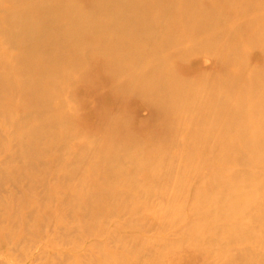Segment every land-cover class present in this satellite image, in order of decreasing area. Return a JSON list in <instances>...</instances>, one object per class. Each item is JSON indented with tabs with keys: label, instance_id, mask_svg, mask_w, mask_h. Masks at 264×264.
<instances>
[{
	"label": "rangeland",
	"instance_id": "374dc122",
	"mask_svg": "<svg viewBox=\"0 0 264 264\" xmlns=\"http://www.w3.org/2000/svg\"><path fill=\"white\" fill-rule=\"evenodd\" d=\"M84 1L90 4H86L89 7L100 3L99 0L98 3L95 0ZM184 1L186 4L189 0ZM184 1L168 0L162 6L160 3L154 4L151 7L152 14H159L158 19L161 20L157 19L151 29L146 26H140L139 29L137 26L135 28L139 30H132V40L127 43L130 48L125 49L128 54L120 51L112 58L116 60L113 63L119 64L127 73L125 79L116 77L113 65H108L105 58L95 57L76 74L74 71L65 72L64 77L68 78H64L55 98L44 97L42 89L34 86L23 92L12 89L11 95H20L14 100L17 102H5L6 86L0 82V264H264V198L258 207L255 205L254 192L250 191V194L246 189L243 192L248 194H243L241 187L239 192L235 191L241 186L239 183L242 186L257 181L264 184V164L251 162L250 155L245 151L252 145L250 135L242 141V151L237 154L226 155L227 150H218L229 115L224 113L214 123L209 115L218 102L217 94H213L212 90L223 86L220 78L230 76V79H234L238 74V66H243L248 74H258L259 79L264 78L260 76L264 75V26L256 22L258 16L264 15V6L254 8L255 0H235L238 3L228 0L233 6L227 0H206V3L205 0H199L197 8L199 4L207 5L206 9L203 7L204 11L201 10L202 14H195L198 25L195 23L196 27L191 29V42L183 45L182 35L174 31L171 34L168 30V36L180 39V42L171 46L172 49L169 47L161 51L165 60L158 62L154 53L162 47L161 42L168 33L166 30L170 20L176 13L183 11ZM121 3L125 8V22L128 20L126 23L131 22L129 20L132 23L137 20L143 22L137 10H141L142 5L144 7L145 0H136V3L135 0H121ZM103 4L106 9L112 7V13L117 11L112 0H104ZM86 5L83 4L80 8L83 11L71 19H75L71 25L70 22L64 26H79ZM129 6L132 7L130 10ZM7 7H0V22L5 21L0 24V35L5 32V37L0 38L3 41L0 49L4 48L0 60L10 63L17 58L20 61L19 57L24 51L21 52L22 46L10 41L11 37L7 36L16 16L10 22L11 27L7 21L12 19L11 11L17 12L18 6L12 4ZM9 8L10 14L7 13ZM252 8L256 11H251ZM241 9L246 13L243 11L245 14H242ZM250 12L258 17L252 22L246 21ZM5 13L11 15V19L5 17ZM212 13L217 14L216 17ZM92 14L95 16L91 20L95 18L94 21L99 24L103 22L102 16ZM207 15H210L209 23L214 19L219 20L216 27H211L214 29L208 28ZM18 17L16 20L27 21L25 15ZM42 23L35 22L39 26ZM45 25L44 37L39 42V37L32 33L27 37L29 39L32 36L30 42L35 37V41L29 45L36 50L38 43L37 52L44 48L37 57L36 51L32 54V47L26 46L30 47L27 48V55L35 61L40 60V56L50 57L52 49L56 46L61 49L63 43V34L49 28L47 23ZM115 29H111L112 33ZM209 30H213L212 36L207 33ZM111 31L102 32L101 36H110ZM56 36L61 40H57ZM236 36H239L241 43L238 42V46L233 48L231 46L235 42L232 41L237 39ZM52 38L58 45L52 46ZM43 41H49V45ZM39 45H42L40 49ZM27 49L22 50L28 52ZM19 50L21 55L18 57ZM131 52L136 54L132 53V56ZM65 53L60 55L65 61L62 67L71 69V52ZM14 60L12 64L17 62ZM153 61L160 64H156L159 68ZM17 72L20 78H14H18L16 83L21 84L29 79L24 76V73L28 75L27 70L25 72L23 68H18ZM142 73L149 77L144 78L143 85H154L155 82L162 85L164 91L168 87L182 86L183 81V85L186 83V86L181 87V92L186 94H177L175 102L173 99L170 102L168 94L163 93L171 106L176 105L171 109L172 112L170 110L165 115L159 113L161 107L158 103L149 99L144 88L138 87L143 80ZM161 81L165 82L164 86ZM23 83L21 86L26 81ZM232 97H229L232 102L237 100L235 96ZM177 98L180 101L184 99L182 103L178 100L181 106ZM182 106L186 108L183 107V110ZM258 120L260 122L261 118ZM256 140L260 143L263 141L260 138ZM218 178L221 182L217 181L219 191L216 189L218 192L215 193L219 197L221 194V198H216L213 188H210ZM229 183L234 184V187L239 186L229 188ZM233 188L234 193L229 192ZM236 192L237 195L240 193L238 198ZM230 193L233 196L230 197ZM244 195H249L248 199L247 196L245 198L254 205L243 213V223L236 213H219L220 209L224 212L228 207L231 209V206L241 204ZM227 196L229 199H225ZM214 200L221 208L212 204ZM209 202L211 205L208 206ZM213 213L215 216L211 218L209 214ZM217 213L223 218L221 216L219 219Z\"/></svg>",
	"mask_w": 264,
	"mask_h": 264
},
{
	"label": "bare ground",
	"instance_id": "6f19581e",
	"mask_svg": "<svg viewBox=\"0 0 264 264\" xmlns=\"http://www.w3.org/2000/svg\"><path fill=\"white\" fill-rule=\"evenodd\" d=\"M94 1V0H93ZM97 1V3H98V0H95L94 2H96ZM100 1V3H98V5H96V6H87V5H90L88 2H85L84 0H0V7L1 6H4V7H9V5H12V4H14V6H18L16 9H18L17 10V12L16 11H11L12 12V19H11V15H9L8 16V14H10L9 13V11H10V8L8 9V14L7 13H5V14H7V15H5L4 14V16L5 17H7L8 19H11V20H9V21H7V22H9V24H10V27L12 26L11 25V21L13 20V16H16V18L18 17V15H22V17H24V15H25V17L27 18V21L26 20H23V22H21L19 19H17L16 20V18H15V21L13 22V24H14V26L12 27V28H9V33H8V35L7 36H9V37H11V39H9L10 41L11 40H13V42H15V43H18V46H22L21 48L22 49H27V48H29L30 49V47H32V46H30L29 45V43L31 44L33 41H35L34 40V38H33V41L31 40V42L29 41V39H32L31 37H29V39L27 38L28 37V34H30V33H32L34 36H38L39 37V40H38V38H36L38 41L37 42H39L40 41V39H41V37H44V35H43V32H45L46 30V28H44V26H46L45 24L47 23L48 24V26H49V28H51L52 27V29H57L56 31L58 32L59 31V34H63V36H62V39L63 40H61L60 38H57V37H59V36H56V39L58 40H61V42H63L62 43V45H61V49H57V46L55 45V44H57V42L56 43H54L53 41L55 40V39H53L52 38V43H54L53 45L52 44H50V45H52V46H56V48L55 49H52L53 50V52H51L50 50H51V48H50V50H49V52H51V56L50 57H48V56H46V58H42L41 56H40V60L38 59L37 61H35V60H33V58L31 57V56H29V55H27V53H29V50H28V52H25V50H22L21 48H20V50H21V52L22 51H24L23 53H24V55H23V53H22V55H21V53H20V50H19V55L17 54V56L19 57L20 55V57L19 58H21L20 59V61H19V59H18V61H17V59H13L14 60V62L15 61H17L16 63H13L12 64V61H10V63H8L9 61V58H7V57H5V58H7L8 60V62H6L5 63V61L4 60H0V82L2 83V84H4L5 86H6V90H5V102L7 101H14V100H16V98L18 97V96H20V95H18L17 96V94L18 93H14L15 95H11L13 92V90L12 89H18L17 91H21V92H23V90H28L29 88H33L34 86H39V88L40 89H42V94H43V96L44 97H46V98H48V99H50V98H55L56 96H58V93H57V90L60 88V86L64 83V78H68V76H66V77H64L65 75H66V73L65 72H71V71H74V73L76 72H79L80 70H82V69H84V67L86 68L87 66H86V64L90 61V60H92V59H94L95 57H102L103 59L105 58L106 59V63H108V65H113L112 66V68H113V72L115 73V75H116V77L118 78V79H125L126 78V76H127V73L125 72V70L124 69H122L121 67H119V64L117 65V64H115V63H113V61L115 60H113L112 58L113 57H115L114 55L115 54H119L120 53V51H128V50H125V49H127V48H130V47H128L127 46V43H128V41H130L131 42V40H132V36H133V34H132V30L135 28V27H137V26H139V29H140V26H146L147 28L149 27L150 29H151V27H153V25L155 24V21L158 19V15L159 14H152V9H151V7L154 5V4H159V5H163V4H165V2H167L168 0H145V5H144V7H143V5H142V9L141 10H137L138 12H139V14L142 16V18H141V16L139 17V19L141 18V20H143V22H138V20L136 21V23L134 22V23H132V20H129V21H131V22H129V23H126L125 22V15L123 14V12H124V10H125V8L123 7V5H122V3H121V0H112V4H113V6H114V8H117V11L116 12H114V13H112L113 11H114V9H111L112 7H109L108 9H106V7H105V5L103 4V1L104 0H99ZM126 1V0H125ZM132 2H133V0H131ZM138 1V0H137ZM140 1V0H139ZM172 1V0H171ZM184 1V0H183ZM212 1V0H211ZM230 1V0H229ZM228 0H227V2H229ZM235 1V0H234ZM233 1V2H234ZM93 2V3H94ZM128 2V1H127ZM143 2H144V0H143ZM179 2V1H178ZM197 2H199V0H189L188 2H186V4H185V1L184 2H182L183 4H182V6H185L184 7V9H183V11L182 12H180V13H176L175 14V16L170 20V22L168 23V28H167V32L168 33H166V36H165V38H163V40H162V42H161V49H159L158 51H156L155 53L153 52V51H151L152 53H154V56L157 58V59H155V60H159L160 62H162L161 60H163V58H162V52L161 51H163V50H166V49H168L169 47L172 49V47L171 46H173V45H175V44H178L180 41V39H173V37H169L168 36V34L170 35V32L168 31V30H170L171 31V34H172V31H174V32H178L179 34H180V36L183 38L182 39V44H183V42H184V44L183 45H186V44H188L189 42H191V40H192V38H193V36L191 35L192 33L191 32H193V31H191V29H192V27H194L195 26V23L198 25V17H196L195 16V14L197 15V14H202V12H201V10L202 11H204L203 10V7L205 8V5H207V4H204V5H201V4H199L198 5V8H197ZM206 2H208V1H206L205 0V3ZM213 2V1H212ZM212 2L210 3V4H212ZM226 2V3H227ZM235 2H237L238 3V1H235ZM234 2V3H235ZM250 2V1H249ZM92 3V4H93ZM131 3V2H130ZM135 3H136V0H135ZM140 4H141V2H139ZM175 3H177V2H175ZM188 3H190V4H188ZM203 3H204V1H203ZM229 3H231V5L230 6H233L232 4V2H229ZM241 3H243V1H241ZM29 4H31V5H29ZM83 4H87L85 7H86V11H84V13H82V15H81V21H80V25L79 26H76V24H75V27H74V25L72 26V27H66V26H64V24L66 25V24H69L70 22V25L72 24V21L74 22V20H72L71 21V19L72 18H74V16L76 17V14L79 12V14H80V12H82L83 10H80V8H81V6L83 5ZM94 4H96V3H94ZM134 4V3H133ZM139 4V5H140ZM143 4V3H142ZM179 4H180V2H179ZM240 4V3H239ZM107 5V4H106ZM110 5H111V2H110ZM176 5V4H175ZM181 5V4H180ZM214 5V4H213ZM217 5V4H216ZM237 5V4H236ZM248 5V4H247ZM250 5V4H249ZM254 5H256V6H254ZM264 6V0H255V2H254V4H253V6H254V8H256V7H258V6ZM107 6H109V5H107ZM157 6V5H156ZM155 6V7H156ZM212 6V5H211ZM220 6V5H219ZM7 7V8H8ZM126 7H128V3H127V6ZM141 7V6H140ZM154 7V6H153ZM165 7V6H164ZM178 7H179V5H178ZM12 8V7H11ZM130 8H132V7H130L129 6V10H130ZM177 8V7H176ZM181 8V7H180ZM209 8V7H208ZM220 8V7H219ZM236 8V7H235ZM234 8V9H235ZM240 8H242V7H240ZM246 8H247V6H246ZM261 8H263V7H261ZM5 9V8H4ZM82 9H83V7H82ZM109 9L110 10H112L111 12L109 11ZM133 9H134V7H133ZM163 9V8H162ZM206 9V8H205ZM222 9V8H221ZM238 9V8H237ZM258 9V8H257ZM7 10V9H6ZM5 10V11H6ZM13 10H15V9H13ZM116 10V9H115ZM154 10H155V8H154ZM178 10H180V9H178ZM177 10V11H178ZM248 10V9H247ZM255 10V9H254ZM253 10V8H252V10L251 11H253V12H255ZM258 10H260V7H259V9ZM257 10V11H258ZM263 10H264V8H263ZM263 10L261 11V12H263ZM3 11V10H2ZM4 11V12H5ZM133 11V10H132ZM159 11V10H158ZM162 11V10H161ZM176 11V10H175ZM176 11V12H177ZM212 11V10H211ZM214 11V10H213ZM216 11H218V10H216ZM241 11H242V14L245 12L244 10H242L241 9ZM244 11V12H243ZM4 12H2V13H4ZM131 12V11H130ZM134 12V11H133ZM210 12V11H209ZM209 12H208V14H209ZM220 12H222V11H220ZM237 12V11H236ZM260 12V11H259ZM20 13V14H19ZM92 13H97V15H100V16H102V19H104V20H101V21H103L101 24H99V22H96V21H94V20H96L95 18L94 19H92L91 20V18L92 17H94V16H92L93 14ZM214 13V12H213ZM212 13V14H213ZM240 13V12H239ZM238 13V14H239ZM246 13V12H245ZM244 13V14H245ZM258 13V12H257ZM126 14V13H125ZM210 14H211V12H210ZM260 14V13H259ZM128 15V14H127ZM205 15V14H204ZM214 15V14H213ZM216 15L217 14H215L214 16L216 17ZM247 15V14H246ZM246 15H244V16H246ZM1 16H3L2 14H1ZM130 16V15H129ZM163 16V15H162ZM212 16V15H211ZM256 16V15H255ZM5 17L3 18L2 17V19H5ZM10 17V18H9ZM20 17V16H19ZM18 17V18H19ZM138 17V16H137ZM136 17V18H137ZM160 17V16H159ZM171 17H172V15H171ZM204 17V16H203ZM207 17H208V28L209 29H214V28H211L212 26L214 27H216L217 25H218V23H219V20H216V19H214L215 21H212L211 23H209V19H210V15H207ZM206 17V18H207ZM218 17V16H217ZM222 17H223V15H222ZM243 17V16H242ZM259 17V19L256 21L259 25H262V26H264V15L262 14V15H260V16H258ZM257 16L256 17H254V15L252 14L251 15V12H250V14H249V16H247V20L246 21H249V22H252L255 18L257 19L258 18ZM133 18V17H132ZM135 18V17H134ZM151 18V19H150ZM197 18V19H196ZM205 18V17H204ZM212 18V17H211ZM214 18V17H213ZM212 18V19H213ZM221 18V17H220ZM245 18V17H244ZM1 19V18H0ZM23 18H21V20H22ZM147 19H149V20H147ZM169 19V18H168ZM225 19V18H224ZM255 19V20H256ZM36 20V21H35ZM136 19H133V21H135ZM158 20H161V18L160 19H158ZM204 20V19H203ZM222 20V19H221ZM226 20V19H225ZM244 20V19H243ZM1 21V20H0ZM4 21V20H3ZM3 21L2 22H0V24H4L3 23ZM26 21V22H25ZM93 21V22H92ZM98 21V20H97ZM207 21V20H206ZM223 21V20H222ZM5 22V21H4ZM33 22V23H32ZM35 22H43L42 23V25H40L39 26V24L38 25H36L35 24ZM65 22V23H64ZM97 24H99V25H96V23ZM138 22V23H137ZM205 22V21H204ZM203 22V23H204ZM76 23H77V20H76ZM200 24H202V22H199ZM207 23H205L206 24V26H207ZM78 24V23H77ZM256 24V23H255ZM167 25V24H166ZM203 25V24H202ZM2 26V25H1ZM243 26H245V25H243ZM242 26V27H243ZM249 26V25H248ZM251 26H253V25H251ZM3 27H5L4 25H3ZM7 27H9V25L8 26H6V28ZM113 27H115L116 29H115V31L112 33V31H111V29H113ZM196 27V26H195ZM202 27H205V26H202ZM247 27V26H246ZM246 27H245V29H246ZM258 27V26H257ZM261 27V26H260ZM0 28H2V27H0ZM208 28H206V29H208ZM249 28H250V26H249ZM3 29H5V28H3ZM2 29V30H3ZM136 29V28H135ZM134 29V30H135ZM138 29V28H137ZM136 29V30H137ZM138 29V30H139ZM153 29V28H152ZM195 29V28H194ZM198 29V28H197ZM200 29V28H199ZM253 29V28H252ZM256 29V28H255ZM261 29V28H260ZM50 30V29H49ZM134 30H133V32H134ZM149 30V29H148ZM175 30H177V31H175ZM201 30V29H200ZM263 30V29H262ZM108 31H111L110 33H109V35L110 36H106L105 38L104 37H102L101 35V33L103 32H108ZM145 31V30H144ZM150 31V30H149ZM153 31V30H152ZM165 31V32H166ZM204 31V30H203ZM206 31V30H205ZM204 31V32H205ZM211 30H209V32H207V33H211V36L213 35L212 34V32H213V30H212V32H210ZM238 31H240V30H237V32ZM250 31H251V29H250ZM253 31V30H252ZM8 32V31H7ZM197 32H198V30H197ZM197 32H196V34H197ZM240 32H242V31H240ZM244 32V31H243ZM262 32V31H261ZM261 32H258V33H261ZM263 32H264V30H263ZM2 34H4L5 32H1ZM206 33V35H208ZM236 33V32H235ZM252 33V32H251ZM2 34L0 35V38H4L5 37V34H4V36H2ZM58 33H57V35H59ZM61 34V35H62ZM136 34V33H135ZM144 34H147L146 32L144 33ZM164 35H165V33H163ZM233 34V33H232ZM237 34H239V33H237ZM237 34H235V35H237ZM242 34V33H241ZM255 34V33H254ZM263 34V33H262ZM56 35V34H55ZM175 35V34H174ZM193 35H195V34H193ZM264 35V34H263ZM177 36V35H176ZM175 36V37H176ZM192 36V37H191ZM210 36V35H209ZM255 36H257L258 37V35H255ZM262 36V35H261ZM48 37V36H47ZM55 37V36H54ZM135 37H136V35H135ZM142 37H144V36H142ZM200 37H202V36H200ZM208 37V36H207ZM206 37V38H207ZM237 37V36H236ZM239 37V36H238ZM238 37H237V39L235 40V41H232V42H235V44H233L231 47H233V48H235V47H237L238 46V42L240 41L239 39H238ZM46 38V37H45ZM259 38V37H258ZM47 39V38H46ZM143 39V38H142ZM148 39V38H147ZM157 39V38H156ZM159 39V38H158ZM235 39V38H234ZM6 40V39H5ZM8 40V39H7ZM6 40V41H7ZM49 40V39H48ZM136 40H138V38L136 39ZM144 40V39H143ZM264 40V39H263ZM50 41V40H49ZM49 41L48 42H46V43H44V41H43V43L44 44H46V45H49L48 43H49ZM51 41H50V43H51ZM107 41L109 42V43H107ZM140 41V40H139ZM260 41H261V39H260ZM3 41H1L0 40V47H2V45H3V43H2ZM141 42V41H140ZM36 43V42H35ZM133 44H134V46H136L135 45V43L134 42H132ZM239 43H241V42H239ZM262 43V42H261ZM260 43V44H261ZM7 44V43H6ZM9 44V43H8ZM7 44V45H8ZM38 44V43H37ZM37 44H36V50L38 49L37 48ZM129 44V43H128ZM137 44V43H136ZM145 44V43H144ZM255 45H256V43H254ZM6 45V46H7ZM58 45V44H57ZM60 45V44H59ZM132 44H130V46H131ZM157 45V44H156ZM231 45V44H230ZM229 45V46H230ZM263 45V44H262ZM5 46V45H4ZM9 46V45H8ZM24 46V47H23ZM26 46H30V47H27L26 48ZM41 46L42 45H39V49L41 48ZM127 46V47H126ZM158 46V45H157ZM251 46V45H250ZM34 47H35V44H34ZM50 47V46H49ZM49 47H47V48H49ZM133 47V46H132ZM141 47H142V45H141ZM159 47V46H158ZM177 47H179V45L177 46ZM176 47V48H177ZM246 47V46H245ZM244 47V48H245ZM264 47V46H263ZM53 48V47H52ZM184 48V47H183ZM4 48H1L0 49V53H2L1 52V50H3ZM6 49V48H5ZM33 49V51H32V54H33V52L34 51H36V50H34L35 48H31V50ZM44 48H42V49H40L41 51L43 50ZM63 49V50H62ZM137 49V48H136ZM157 49V48H156ZM170 49V50H171ZM179 49V48H178ZM246 49V48H245ZM30 50V51H31ZM40 50H38V52L36 51V56L37 55H39V51ZM59 50H61V51H63V53H61L62 55H64V53H65V51H70L71 52V55H69V56H71L70 58H69V60H71L72 61V66H71V69H67V68H64V67H62L63 66V64L62 63H65V61H64V59H63V56H62V58H61V54H60V51ZM65 50V51H64ZM130 51H131V49H129ZM133 50V49H132ZM248 50V49H247ZM155 51V50H154ZM181 51V50H180ZM4 52V51H3ZM123 52V53H124ZM125 52V53H126ZM183 52V51H182ZM247 52V51H246ZM26 53V54H25ZM38 53V54H37ZM73 53V54H72ZM133 52H131V54L130 55H132L133 56V54L135 55L136 54V52L135 53H133ZM151 53V54H152ZM31 54V55H32ZM45 54V53H44ZM46 54H48V52H46ZM67 54H70V53H67ZM127 54H128V52H127ZM164 54V53H163ZM10 55V54H9ZM16 55V54H15ZM65 55H66V53H65ZM34 56H35V53H34ZM68 56V55H67ZM67 56H65V58L67 57ZM138 56V55H137ZM137 56H134V58L136 57V58H138ZM37 57H39V56H37ZM125 57H126V55H125ZM124 57V58H125ZM42 58V59H41ZM128 58V57H127ZM135 58V59H136ZM134 59V60H135ZM62 60L64 61V62H62ZM126 60V59H125ZM132 60V59H131ZM152 60V59H151ZM154 60V59H153ZM165 60V59H164ZM163 60V61H164ZM66 61H68V60H66ZM70 61V62H71ZM116 61V60H115ZM136 61V60H135ZM139 61H141V58H140V60ZM156 61V62H157ZM158 61V62H159ZM127 63H128V61H126ZM133 63H135L134 61H132ZM119 63V62H118ZM130 64H131V62H129ZM153 63L156 65H160V64H158V63H155L154 61H153ZM166 63H167V60H166ZM66 64H68V63H66ZM130 64H128V65H130ZM239 64V63H238ZM71 65V64H70ZM150 65H151V62H150ZM156 65V66H157ZM163 65V64H162ZM167 64H165V66H166ZM243 65V64H242ZM68 65H65V67H67ZM130 66H132V65H130ZM134 66V65H133ZM147 66H148V64H147ZM152 66H154V65H152ZM152 66H151V68H152ZM234 66H236V65H234ZM238 66V65H237ZM236 66V67H237ZM245 66V65H244ZM264 66V65H263ZM136 66H134V68H135ZM145 68L144 69H146V65L144 66ZM149 67V66H148ZM162 66H160V68H161ZM236 67L234 68V69H236ZM18 68H23L24 70H25V72H26V70H27V74L28 75H26L25 73H24V76H28L29 77V79H28V81H29V83L27 84V79H25L24 81H26V83H25V85H23V86H21V84L24 82H21V84H19V83H16V81L15 80H17L18 78H20L16 73H18L17 72V69ZM68 68H70V67H68ZM133 68V67H132ZM150 68V69H151ZM157 68H159L158 66H157ZM165 68V67H164ZM163 68V69H164ZM232 68V69H233ZM152 69H154V68H152ZM65 70V71H64ZM131 70V69H130ZM142 71V70H141ZM157 71V70H156ZM165 71V70H164ZM238 71V72H237ZM237 76L233 79H230L229 77V79L227 78V77H222V79L220 78L219 79V77H218V79L220 80V81H222L223 83V86L220 84L219 86H222L220 89H218V90H215V88L213 87V86H215V85H213L212 87L214 88V90H212L213 91V94H214V92H215V94H217L216 95V100L218 101L217 103H215L216 105L213 107V109L210 111L211 112V114H210V112H209V115L210 116H212V123H214L215 121H217L224 113H228V115H229V121L227 122V124H226V126H225V128H224V130H223V132H222V135H221V137H220V140H219V144H218V147H217V149L218 150H227V154L226 155H229L230 153L231 154H237V153H239L240 151H242V150H240V145L242 144V141L243 140H245V138H247L248 137V135H250L251 137H252V141L251 140H249V143H250V141L252 142V145L250 146V148L248 149H246L245 151H246V153L248 154V155H250V160H252L251 162H253V163H262V164H264V78L263 77H260V78H262V79H259V77H258V74L257 75H255V74H248V72H246L245 71V69H244V67L242 66H238V68H237ZM33 72H35V73H33ZM147 72V71H146ZM151 73H152V70L150 71ZM155 72V71H154ZM159 72V71H158ZM163 71H160V73H162ZM230 72V71H229ZM234 72V71H233ZM255 72H257V71H255ZM264 72V71H263ZM42 73H43V75H42ZM72 73V72H71ZM75 73V74H76ZM235 73V72H234ZM251 73H252V71H251ZM259 73V72H258ZM18 74H20V73H18ZM37 74V75H36ZM150 74V73H149ZM170 74V73H169ZM21 75H23V74H21ZM68 75H70V73L68 74ZM142 75H143V77H142ZM142 75H141V78H143V80H141L140 82H139V84H138V87L140 86V88L142 87V88H144V91L146 90V95L149 97V99L150 100H154V101H156L157 103H158V105L161 107V112H159V113H161V114H163V115H165L166 113H168L171 109H173V107L175 108V106L176 105H173V106H171L170 105V102L172 101V99H173V101L176 99V97H177V94H179L181 91H183L182 89H181V87L182 86H186V83H185V85H183L184 83V81L183 82H181L182 83V86H177V87H172V85H171V87L172 88H167V90H165L164 91V88L162 87V85L161 86H159V84L157 85V83L155 84V82H154V85H151V84H149V86L147 85H143L144 83V78L145 79H147V78H149L148 77V74H143L142 73ZM156 75H157V73H156ZM228 75V74H227ZM16 76H18V78H16L15 80H14V78L16 77ZM42 76V77H41ZM158 76H159V74H158ZM223 76V75H222ZM260 76H264V75H260ZM44 77H46L45 79H44ZM163 77V76H162ZM170 77V76H169ZM234 77V76H233ZM131 78V77H130ZM150 78H152V77H150ZM160 77H158V79H159ZM44 79V80H43ZM155 79V78H154ZM157 79V80H158ZM217 79V80H218ZM153 80V79H152ZM172 82H174V78L172 77ZM22 81V80H21ZM146 81H149V79L148 80H146ZM145 81V82H146ZM165 82H166V80H164ZM163 81V83H165ZM158 82V81H157ZM172 82H170V84L172 83ZM216 82V81H215ZM147 83V82H146ZM161 83H162V81H161ZM162 83V84H163ZM167 83V82H166ZM175 83V82H174ZM219 83V82H218ZM24 84V83H23ZM151 85V86H150ZM177 85V84H176ZM175 85V86H176ZM180 85V84H179ZM188 85V84H187ZM163 86H164V84H163ZM166 86H168V84L166 85ZM174 86V85H173ZM161 88V89H160ZM166 88V87H165ZM185 88V87H184ZM186 89V88H185ZM186 91H188V90H186ZM185 91V92H186ZM12 92V93H11ZM166 92V93H165ZM210 92H211V90H210ZM163 93L164 94H168V97H170L171 99H169V101L170 102H168V99L166 100V96H164L163 95ZM181 93H183V92H181ZM184 94V93H183ZM186 94V93H185ZM184 94V95H185ZM211 94V93H210ZM213 94H212V98H213ZM189 95V94H188ZM192 95V94H191ZM146 96V98L148 99V97ZM165 98H164V97ZM232 97V96H235V98L237 99L236 101H234V102H232L231 100V98H229V97ZM180 97V96H179ZM190 98V97H189ZM232 98H234V97H232ZM186 99V98H185ZM188 99V98H187ZM194 99V98H193ZM230 99V101H228ZM20 100V99H19ZM32 100V99H31ZM149 100V101H150ZM179 100V98H177V100L176 101H178ZM182 100H184V99H181V103H182ZM215 100V101H216ZM178 101V103L180 104V102ZM187 101V100H186ZM213 101V100H212ZM211 101V102H212ZM14 102H17V101H14ZM151 102V101H150ZM175 102V101H174ZM210 102V103H211ZM173 103V102H172ZM193 103V102H192ZM209 103V102H208ZM207 103V104H208ZM214 103V102H213ZM187 104H189L188 102H187ZM206 104V105H207ZM210 105V104H209ZM211 105H213V104H211ZM179 106H181V104L179 105ZM178 105H177V107H179ZM3 107V106H2ZM169 107H170V109H169ZM183 107H185L186 108V106H182V108ZM189 107V106H188ZM208 107V106H207ZM5 108V107H4ZM209 108H212L211 106L209 107ZM178 110H180L181 111V108L179 107V108H177ZM202 109V108H201ZM175 110V109H174ZM174 110H173V112H174ZM183 110H184V108H183ZM182 110V111H183ZM207 111V110H206ZM171 112H172V110H171ZM35 113V112H34ZM200 114H201V112H199ZM207 113V112H206ZM160 114V115H161ZM199 114V115H200ZM203 114V113H202ZM168 115V114H167ZM161 117V116H160ZM261 118V121L259 122V120H258V118ZM163 118V117H162ZM196 122V121H195ZM198 122V121H197ZM196 122V123H197ZM223 125V124H222ZM225 125V124H224ZM223 125V126H224ZM219 126V125H218ZM245 131V133H244V131ZM198 131V130H197ZM202 132H203V130H202ZM196 133H198V132H196ZM204 133V132H203ZM247 133V134H246ZM195 134V133H194ZM193 134V135H194ZM198 135V134H197ZM196 135V136H197ZM205 136V135H204ZM250 137V138H251ZM203 138V137H202ZM258 138H260L261 140H263L262 141V143H260V142H258L256 139H258ZM204 139V138H203ZM248 141V140H247ZM246 143V142H245ZM245 143H243V144H245ZM202 147V146H201ZM209 147V146H208ZM242 149V148H241ZM244 151V150H243ZM146 155V154H145ZM233 156V155H232ZM236 156V155H235ZM245 156V155H244ZM213 159H215V158H213ZM212 159V160H213ZM224 159V158H223ZM242 160H243V158H241ZM241 160V161H242ZM210 161V160H209ZM211 163V162H210ZM209 164V163H208ZM215 165H217V164H215ZM210 167V166H209ZM213 167V166H212ZM214 168V167H213ZM212 168V169H213ZM211 169V168H210ZM214 170H215V168H214ZM211 172H213V171H211ZM216 174V176H218L219 177V175L217 174V173H215ZM215 175H213V177H214ZM212 177V178H213ZM216 178V177H215ZM224 178V177H223ZM221 179V178H220ZM212 180V179H211ZM214 180V179H213ZM217 181H218V183L219 182H221V181H219V178L217 179V180H215V182H211L212 184H211V189L213 188V192L215 193V191H216V189L219 191V185H218V183H217ZM224 181V180H223ZM227 181H225L224 183H226ZM250 182V181H249ZM223 182H222V184H224ZM263 182H259V181H257V182H254V183H252V182H250V184L249 183H245V185L244 186H242L243 184H241V183H239V185H241V186H239V185H237V186H239L238 188H237V186L235 185V187L233 186L234 184H232V185H230V183L228 184L229 186V188H231L232 186L234 187V188H237L235 191H238L239 192V190L238 189H240V187H241V189H240V191H246V189H247V191L246 192H250V191H252V192H254L255 193V196H254V198H255V202L257 203H255V205L256 206H258V207H260L262 204L261 203H263L262 202V200H263V198H264V184H262ZM227 184V183H226ZM235 184H236V182H235ZM238 184V183H237ZM222 186V185H221ZM226 185H224V188H226L225 187ZM227 187V188H228ZM208 188V187H207ZM222 188H223V186H222ZM234 188H233V190L232 191H230L229 189V192H233L234 193ZM210 190V189H209ZM227 190V189H226ZM227 190V191H228ZM218 191H216V192H218ZM220 191H221V189H220ZM226 191V192H227ZM206 192H208L207 190H206ZM222 193V192H221ZM245 192H243V194H244ZM248 193H245V194H248ZM204 194H205V192H204ZM216 194V193H215ZM224 194H227V193H225L224 192ZM223 194V195H224ZM236 195H237V192L235 193ZM240 194V193H239ZM238 194V195H239ZM250 194H251V192H250ZM249 194V195H250ZM217 195V194H216ZM215 195V196H216ZM228 196H229V194H227ZM238 195H237V198H238ZM248 195V196H249ZM254 195V194H253ZM218 196V197H217ZM216 196V198H221V197H223V196H221V194H220V197H219V195H217ZM228 196L227 197H225V199L226 198H228ZM231 196H233V195H231V193H230V197ZM245 196H247V195H244L243 197L245 198ZM248 196H247V199H248ZM234 198V197H233ZM232 198V199H233ZM224 199V200H225ZM229 199V198H228ZM239 199H240V197H239ZM251 199V198H250ZM236 200V199H235ZM215 201L216 200H214V202L212 203V204H214L215 203ZM225 201H227V200H225ZM251 201V200H250ZM250 201H248V200H246V198L245 199H241L240 200V202H241V204H238V205H233V206H231L232 204H230L229 206H231V209H229V207H228V210H224V212L222 211L221 212V209H220V212L219 213H224V214H229L230 213V211H231V215H233V214H235L236 213V216H238L239 218H240V221L242 222L243 220H244V212L250 207V206H252V205H254V204H252L251 205V202ZM222 202V204H224L223 203V201H221ZM229 202V201H228ZM236 204L238 203V202H236V201H234ZM218 202H216L215 204H216V206L219 204H217ZM233 203V202H232ZM252 203H253V201H252ZM205 204H207V202H205ZM209 205H211L210 204V202H209V204H208V206ZM226 205H228V204H226ZM207 205H205V207H206ZM215 206V207H216ZM219 206V205H218ZM234 206H237V207H235L234 209H232ZM264 206V205H263ZM214 207V208H215ZM220 208H221V206H219ZM219 207H217L218 209H219ZM211 208H213V205H212V207ZM216 208V209H217ZM223 208V207H222ZM227 208V207H226ZM215 209V210H216ZM224 209V208H223ZM215 210H214V212H215ZM239 210H241V211H239ZM259 210V209H258ZM261 210V209H260ZM239 211V212H238ZM208 212V211H207ZM213 212V211H212ZM212 212H210V213H212ZM216 212H217V210H216ZM219 213H217V215L219 214ZM215 216L214 215V213L213 214H209V216L211 217V218H213V216ZM230 215V214H229ZM229 215H226V216H228V217H230ZM222 216V215H221ZM221 216H219L218 215V217H219V219H221L220 217ZM262 216V215H261ZM218 217H214V218H216V219H218ZM227 217V218H228ZM210 218V219H211ZM222 218H223V216H222ZM232 218V217H231ZM231 218H229V219H231ZM261 218H263V216L261 217ZM260 218V219H261ZM229 219H228V221H229ZM233 219H235L234 217H233ZM227 220V219H226ZM257 220H259V219H257ZM210 221V220H209ZM256 222V221H255ZM243 223V222H242ZM212 231V230H211ZM212 233V232H211Z\"/></svg>",
	"mask_w": 264,
	"mask_h": 264
}]
</instances>
